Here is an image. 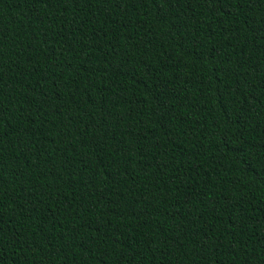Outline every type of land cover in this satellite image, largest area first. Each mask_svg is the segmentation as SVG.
Masks as SVG:
<instances>
[{"label":"trees","instance_id":"16d2710c","mask_svg":"<svg viewBox=\"0 0 264 264\" xmlns=\"http://www.w3.org/2000/svg\"><path fill=\"white\" fill-rule=\"evenodd\" d=\"M0 264H264V0H0Z\"/></svg>","mask_w":264,"mask_h":264}]
</instances>
